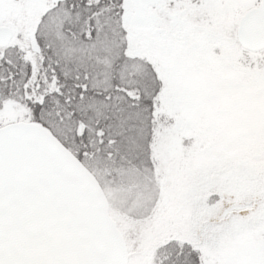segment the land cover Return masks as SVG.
I'll return each instance as SVG.
<instances>
[{"label": "snow or ice", "instance_id": "obj_1", "mask_svg": "<svg viewBox=\"0 0 264 264\" xmlns=\"http://www.w3.org/2000/svg\"><path fill=\"white\" fill-rule=\"evenodd\" d=\"M0 264H264V0H0Z\"/></svg>", "mask_w": 264, "mask_h": 264}]
</instances>
